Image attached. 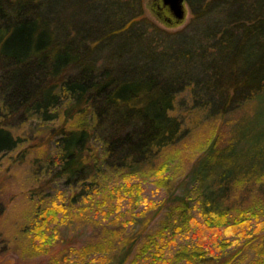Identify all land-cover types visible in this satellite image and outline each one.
<instances>
[{
    "label": "trees",
    "instance_id": "1",
    "mask_svg": "<svg viewBox=\"0 0 264 264\" xmlns=\"http://www.w3.org/2000/svg\"><path fill=\"white\" fill-rule=\"evenodd\" d=\"M186 2L188 24L169 31L144 15L142 0H0V154L33 155L31 192L42 204L28 234L31 260L10 264H77L69 252L92 233H47L50 216L66 212L58 226L73 208L133 202L150 179L165 187V229L195 221L192 195L207 229L264 222V0ZM207 124L213 133L174 175L181 147ZM60 182L67 201L42 194ZM2 195L0 183V223ZM136 220L111 237L105 264H160L167 232ZM10 244L0 225V261H10ZM214 260L183 247L172 264Z\"/></svg>",
    "mask_w": 264,
    "mask_h": 264
},
{
    "label": "rangeland",
    "instance_id": "2",
    "mask_svg": "<svg viewBox=\"0 0 264 264\" xmlns=\"http://www.w3.org/2000/svg\"><path fill=\"white\" fill-rule=\"evenodd\" d=\"M142 5L146 17L150 18L159 27L169 31L183 28L191 18L188 4H186V14L180 21H176L168 11L159 13L161 9L158 8V5L162 7L161 0H142ZM184 100L187 101L186 98ZM190 105V102L187 101L186 107ZM249 115L248 110L244 109L243 116ZM251 118H244L243 120L240 114L237 117V121L248 124L251 129V123L253 122ZM230 121V117H226L221 123L222 132H224L226 137L230 133L229 128L232 122ZM32 123L34 121H31ZM25 127L26 131L29 124ZM26 133L24 132L25 135H27ZM212 133L213 128L210 124H207L198 128L195 134H192L185 145L181 147L183 149L179 155L181 162L174 163V175L175 173L184 174L194 160V156L199 153V144ZM16 153L17 151L9 154H0V183L3 192L1 198L6 203L5 214L1 219L0 225L12 246L8 255L10 261L3 259L0 264H10L14 259L18 258L22 263L26 262V260L28 262L31 260L33 253L27 248L30 242L28 234L37 220L35 216L36 208L42 207V204L39 205L36 202L38 195H33L31 192V190L33 191L37 188L35 186L36 175L30 163L33 155H28L23 162L13 161V155L15 156ZM39 190L41 191L42 189L39 187ZM47 191L56 197L53 201H67L69 196V189L61 182L52 188L44 190L42 194L45 195ZM164 197L165 187L158 186L153 179L145 180L142 182L140 195L133 202L129 201L128 198L119 200V202L114 199L111 206L108 204L98 206L94 202V207L98 206L99 209L95 212L82 208H73L67 218L57 226L56 224L63 217L61 214H66V212L61 211L56 218L50 216L51 220L46 228L48 229L47 233H51L58 228L62 234L66 233L71 236L87 230L88 234L92 233V235L84 238V242L81 243L83 245L82 248L75 247L69 252L70 259H73V262H77V264H105L114 249L111 246L113 243L111 237H123L125 235L124 225L127 224L128 227H131L135 218H138L135 227H140L142 221L144 223L150 219L151 230L160 229L167 232L165 252L160 264H172L176 253L182 250L183 247L200 249L206 257L212 256L215 260L213 263L211 261L210 264H218L227 258H230L228 264H250L252 262L264 264V222L257 223L252 221L249 225L241 227L207 229L201 225V219L195 203V195H192L189 212L195 218V221L190 220V224L186 227L174 228V231H172V229L163 228L164 218L168 214L167 204H161ZM117 216L121 217L120 222L115 220ZM94 239H96V242ZM99 239L107 241L106 244H103L104 247L97 245V243L102 244V242H98ZM40 241L38 239V242ZM237 251L239 253L235 255ZM132 264L150 263L146 258L142 257Z\"/></svg>",
    "mask_w": 264,
    "mask_h": 264
},
{
    "label": "water",
    "instance_id": "3",
    "mask_svg": "<svg viewBox=\"0 0 264 264\" xmlns=\"http://www.w3.org/2000/svg\"><path fill=\"white\" fill-rule=\"evenodd\" d=\"M161 4L167 6L170 14L176 21H180L186 14V0H161Z\"/></svg>",
    "mask_w": 264,
    "mask_h": 264
},
{
    "label": "flooded vegetation",
    "instance_id": "4",
    "mask_svg": "<svg viewBox=\"0 0 264 264\" xmlns=\"http://www.w3.org/2000/svg\"><path fill=\"white\" fill-rule=\"evenodd\" d=\"M159 6V5H158ZM162 7H164V8H166V10L169 12V9H168V7L167 6H164V5H162ZM162 7H158L159 9H162Z\"/></svg>",
    "mask_w": 264,
    "mask_h": 264
}]
</instances>
